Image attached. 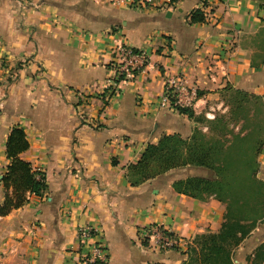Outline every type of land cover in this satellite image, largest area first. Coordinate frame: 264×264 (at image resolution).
<instances>
[{"label": "crops", "instance_id": "0c3cea01", "mask_svg": "<svg viewBox=\"0 0 264 264\" xmlns=\"http://www.w3.org/2000/svg\"><path fill=\"white\" fill-rule=\"evenodd\" d=\"M202 1L134 9L110 0H0V205L15 126L28 141L20 158L47 187L0 216V264H76L85 225L98 230L105 264H202L195 242L219 232L225 205L176 191L194 167L142 181L130 169L149 144L191 135L209 110L226 112V93L264 94V0ZM195 9L203 22H189ZM117 41L148 61L109 97ZM168 78L199 94L191 118L159 107ZM257 162L264 180V147ZM154 227L186 246L154 249L142 237ZM263 240L259 225L231 250L232 264H249Z\"/></svg>", "mask_w": 264, "mask_h": 264}, {"label": "trees", "instance_id": "16d2710c", "mask_svg": "<svg viewBox=\"0 0 264 264\" xmlns=\"http://www.w3.org/2000/svg\"><path fill=\"white\" fill-rule=\"evenodd\" d=\"M205 5L206 0H203L202 6L205 7ZM203 21L204 12L202 10L195 9L191 11L189 15L190 23ZM175 110L190 118L193 115L192 110L189 108L176 106ZM178 136H163L155 144H149L146 147L138 163L130 166L133 171L132 174L137 177L136 181L154 178L170 169L179 167L192 165L208 167V152L205 151L200 155H194L189 158L177 157L178 149L176 145L179 143L185 145L184 141ZM244 138L245 135L238 137L237 140L242 142L247 139ZM185 146L187 149L188 147L192 148L194 153L200 148L195 143H188ZM252 147L254 148L256 145ZM27 148L28 141L24 130L19 126L13 127L7 136L5 144V155L8 165L2 177L5 194L0 205V216L6 215L11 210L24 205L29 195L42 196L46 191L45 176L40 172L34 171L28 162L20 158V154L26 151ZM260 151L261 144L253 149L250 154H246L247 159L242 163L246 173H242L243 180L236 183L234 187L228 188L227 184L210 183L194 177H188L185 180L174 183L178 193L197 199H204V197L196 195L195 192L207 190L210 197L225 205L224 221L219 232L199 236L195 242L196 246L199 244L198 254L202 264H232L231 247L237 246L246 238L253 224L263 218L261 217V211L264 210V180L256 176L258 169L257 158ZM202 187L205 190L201 189ZM245 188L250 191L247 195L243 191ZM251 260L254 264H264V249L262 246L259 245L257 247ZM252 261L250 264H252ZM97 264H105V262H98Z\"/></svg>", "mask_w": 264, "mask_h": 264}, {"label": "rangeland", "instance_id": "374dc122", "mask_svg": "<svg viewBox=\"0 0 264 264\" xmlns=\"http://www.w3.org/2000/svg\"><path fill=\"white\" fill-rule=\"evenodd\" d=\"M225 95L224 100L228 106L226 112L220 113L214 120L200 119L198 128H195L191 135L184 138L178 136L184 141L185 145L188 143L199 145L200 148L196 153H194L192 148L188 147L187 149L182 143L178 144L176 142L178 144H175L177 147L173 146L178 149L177 157L189 158L194 155H200L203 151L208 152V167L192 165L191 167L196 169L192 177L200 178L210 183L227 184L229 188L234 187L236 183L243 180L242 173L245 171L242 163L247 159L246 154H250L260 144L261 151L264 147V94L260 96L231 91ZM244 135L247 138L246 140L242 142L237 140L238 137ZM253 145H256V147L253 148ZM154 165L156 166V164ZM256 176L261 179L258 169ZM247 188L243 190L246 195L250 192ZM201 189L205 190L203 187ZM195 194L204 198L210 197L207 190L198 191ZM261 217H263L261 221H256L250 232L259 225L264 228V210L261 211ZM259 245L264 249V240ZM198 246L197 248L199 249ZM231 249L233 250L234 247H231ZM251 259H253V256L248 257L247 261H249V264L252 261ZM252 264H254L253 261Z\"/></svg>", "mask_w": 264, "mask_h": 264}, {"label": "built area", "instance_id": "2783aa9c", "mask_svg": "<svg viewBox=\"0 0 264 264\" xmlns=\"http://www.w3.org/2000/svg\"><path fill=\"white\" fill-rule=\"evenodd\" d=\"M117 4H123L134 9H148L155 6L158 0H110ZM160 7V6H159ZM162 8V7H160ZM112 51V76L108 79L107 95H117L119 85L134 79L136 74L143 69L148 61V53L142 49L135 50L121 41L114 43ZM199 94L196 89H189L181 79L168 78L164 82L160 95L159 107H175L193 109ZM108 97V98H109ZM216 111L209 110L204 113L207 120H214ZM99 235L96 227L85 225L78 228L76 237L80 251L76 264H97L105 262V249L102 243L95 242ZM143 239L151 241L152 247L158 251L179 250L185 245L184 241L169 231L154 227L142 232Z\"/></svg>", "mask_w": 264, "mask_h": 264}]
</instances>
